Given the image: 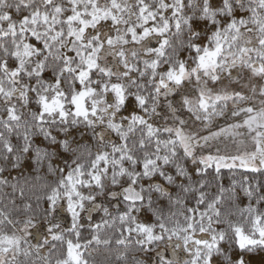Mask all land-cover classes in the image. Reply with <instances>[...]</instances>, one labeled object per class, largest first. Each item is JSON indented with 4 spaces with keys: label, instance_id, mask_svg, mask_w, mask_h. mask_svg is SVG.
I'll use <instances>...</instances> for the list:
<instances>
[{
    "label": "clouds",
    "instance_id": "obj_1",
    "mask_svg": "<svg viewBox=\"0 0 264 264\" xmlns=\"http://www.w3.org/2000/svg\"><path fill=\"white\" fill-rule=\"evenodd\" d=\"M0 264H264V0H0Z\"/></svg>",
    "mask_w": 264,
    "mask_h": 264
}]
</instances>
